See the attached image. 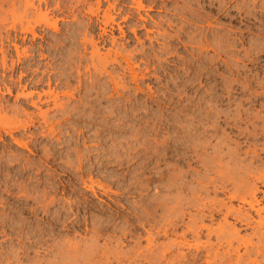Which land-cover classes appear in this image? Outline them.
<instances>
[{
  "label": "rangeland",
  "instance_id": "obj_1",
  "mask_svg": "<svg viewBox=\"0 0 264 264\" xmlns=\"http://www.w3.org/2000/svg\"><path fill=\"white\" fill-rule=\"evenodd\" d=\"M52 1L51 7H54L56 0ZM62 1L68 10L64 13L56 11L57 15H53L54 19L65 18L59 20L61 31L58 33L47 28L38 30L39 33H44L47 42L53 43L52 48H48L49 45L45 43L48 51L45 53L49 58L37 62L41 66L38 76L54 78L51 89H58L63 102L68 103L71 100L69 104L77 107V112L74 119L59 123L57 120L62 117L63 111L53 108L51 103L49 107L53 110L50 111V116L57 131L56 136L49 134V128L44 123H37V128H32L35 132L34 137L24 136L30 140L32 147L37 143L41 145V149L36 150L33 147L34 153L20 149L25 155L23 163L36 161L44 167L41 172L36 167L29 168L19 178L21 174L17 175L15 169L23 163L18 161L12 162L9 169L0 168V264H149L148 261L151 259L147 260L146 256L154 260L156 253L160 254V259H155L157 261L154 264H169L172 261V264H189L195 255H200L201 259L199 257L197 259L198 264H206L205 244L211 241L213 248L219 245L214 228L226 221L221 213L215 214L212 218L205 210L207 217L204 216V226L212 228L214 226L213 229L210 227L214 231L209 237L207 228L204 227V231L203 229L200 231L196 227L202 226L203 223L202 218L198 219L200 213L193 206L199 202L200 196L205 195L218 200L223 199L227 205L233 204L236 207L242 205L239 199L231 200L232 203L227 198V190L222 191L221 188V191L214 190V185L210 184V181L211 178L212 180L219 178L220 171L215 172L216 169L227 172L229 167L232 168L229 172L235 170V173L231 174H235V182L239 181L240 176L244 177L242 175H245L243 173L245 170L237 169L250 165L251 161L254 162L251 159L258 153L259 161L256 160L254 165L255 168L264 171V0H115L117 7L111 10L115 15V21L109 23L107 27L109 35H104V38H99L101 27L104 26V13L109 3L112 4L114 0H102L99 11L97 0H87V3L81 0ZM137 1H142L146 8H138ZM7 3L12 4V0H7L3 4L8 13H2L5 20L0 29L6 35L8 28L17 26L20 35L19 16L13 13L12 5ZM22 3V0H16L17 7L14 5V9H19ZM90 6L98 12L89 13ZM217 9L218 14H214ZM200 13L205 15L204 18ZM140 15L146 20L141 19ZM125 16H129L127 20H123ZM196 17L202 18L201 21ZM86 25L93 27L95 31L94 37L99 42V52L103 56L108 54L107 70L122 83L123 88H119L120 94L113 92V84L107 73L100 76L93 67L90 71L88 69L90 65L92 66L91 51L94 52L97 48H92L89 42L85 51L81 45L83 35L78 36L79 40L77 34L74 35L79 29L84 30ZM216 29L219 33L215 31ZM212 31L219 35L220 44L214 46L216 49L213 46L200 49V46L205 44L206 34L208 40L212 42L214 36ZM113 37L116 39L114 45L111 42ZM89 38L91 37L88 36ZM58 39L57 46L55 40ZM19 42L22 44V40ZM173 44L177 46L173 47ZM115 52H120L124 59L118 57V63L114 61L112 57H115ZM209 55L212 57L215 55L214 61L220 59L218 62L212 61L211 64L208 62L212 59ZM37 58L40 59V56L37 55ZM27 63H32V67L37 68L33 62ZM213 64L219 67H213ZM76 67L81 68L84 85H90L91 80L99 79L104 84L107 83L104 91L103 88L96 87L95 91H100V95L94 91L93 99L87 104L79 101L80 96L84 95L85 88H82L81 93L77 92L76 98L69 101L63 95L66 91L78 88L79 75ZM212 72L219 75L216 77ZM133 73L136 74L135 79ZM18 75L19 73L15 74L16 77ZM29 78L31 75L25 77ZM66 82L68 84H65ZM44 86L40 85L38 88L34 86L29 90L43 92V88L48 89L47 85ZM4 96L3 98L0 94V98L9 103L8 106L11 104L10 106L20 107V104H24L21 102L23 99H15L16 94ZM110 96L112 97L109 98ZM23 107L34 113L38 112L33 106L24 104ZM47 107L43 105V109ZM86 116H91L92 120L87 121ZM42 132L46 135H42ZM2 134L3 139L12 144L11 136ZM15 134L17 136L21 133ZM52 143L56 148L48 149L45 153L43 146L51 149ZM78 145L81 146L79 154L83 155V167L81 170H73L67 163L69 160L77 162ZM13 152L15 149L10 148L0 155L8 156L14 154ZM202 152L206 154L205 157ZM218 152L221 154L222 163L216 166L221 168L216 166L213 170L205 168L208 160H212ZM230 153L238 154L239 158L232 161L228 156L232 155ZM46 154L51 156L50 159L46 158ZM222 166H227V169L224 170L225 167L222 169ZM176 170L181 174L178 181L183 180L188 187L178 182L177 185L181 186L178 189L173 188L172 173ZM17 178L19 181L25 179L27 187L20 190L21 187L14 188L13 184ZM205 178L206 180L209 178V182L204 180ZM246 178L247 176L244 177L245 181ZM84 179L90 185L93 181L96 193L85 187ZM247 180L253 183L252 177ZM61 181L64 184H61ZM206 182L209 183L208 188ZM200 183L204 185L201 186ZM256 183L263 191V182ZM226 184L228 190L234 189L232 183ZM58 185L60 188L55 195L54 191ZM200 186L205 193L201 191ZM205 186L208 192L206 188L204 189ZM26 189L28 190L25 191ZM37 189L41 192L45 189L49 191L48 193L44 191L48 200L53 195L56 197L57 203L51 206L49 217L44 215L42 218L43 212L35 215L30 212L16 215L11 213L8 204L14 201L18 203L20 201L18 199L24 198L26 192L28 195L32 193L36 196ZM179 189L181 193L178 192ZM176 192L181 198L187 196V199L184 198V201H187L181 202L184 204V210L180 204L181 212H178L177 204L175 205L172 199ZM195 195L197 200L194 199ZM84 196H89V203L85 204ZM258 196L264 204V194L259 192ZM188 197H192L191 201ZM190 202L196 204L192 205ZM31 204L32 202L29 206H37ZM250 212L258 219L255 211ZM6 215L16 217L19 221L24 220L26 229L21 232L16 227L6 226L3 223ZM192 216L196 218L198 216L199 222L193 217L194 221L197 220L196 230L195 227L188 228L190 221H193ZM234 221L232 217L228 220L230 223ZM237 226L241 229V236L248 239L250 234L253 241L257 242L258 238L252 235L254 233L252 227L243 228L238 222ZM197 229L201 237L197 236ZM192 230L195 233L191 232ZM261 230H264V227ZM183 231L187 233L186 237L183 236ZM205 234L210 239L207 240ZM174 240L178 241L177 245ZM198 243V251L205 245L200 252L195 249L197 248L195 244ZM148 244H152L153 247ZM188 244L192 246L188 247ZM159 247L163 248V252L168 248L165 257H162V252H158L161 251ZM218 248L224 250L221 246ZM152 250L155 253L152 254L154 257L151 255ZM240 251H244L243 245ZM184 253L188 258L181 256ZM258 259L261 260V256H258Z\"/></svg>",
  "mask_w": 264,
  "mask_h": 264
},
{
  "label": "bare ground",
  "instance_id": "obj_2",
  "mask_svg": "<svg viewBox=\"0 0 264 264\" xmlns=\"http://www.w3.org/2000/svg\"><path fill=\"white\" fill-rule=\"evenodd\" d=\"M82 2H85L87 3V0H81ZM79 1V2H81ZM5 2H7V0H0V25L2 26V23L3 21L5 20L4 16L5 15H2V13L6 14L8 13V9L6 10L4 7H3V4H5ZM22 4L21 6H23L21 8V6H19L20 4H18V6L20 7L19 9H14V5L16 3V0H12V4L11 3H7V4H11L12 5V11L14 14H17L19 16V24H20V31H21V34L19 35L18 34V29H17V26H12L10 28L7 29L6 31V35L3 34V31L0 29V94L3 95V98L5 97L4 95L5 94H9V95H13V94H16V97L15 99L17 100H20V99H23L21 102H23L26 105H30L37 108L38 112L37 113H34L32 111H29L27 110L26 108H24V104H20V107L19 106H8V104L5 101V99H1L0 98V153H5V151H7L8 149L10 148H14L15 149V152H13L14 154H11V155H0V168H3V170H6V169H9L12 165V162H15V161H18V163L20 162L21 164L23 163V160H24V156L22 154V152L20 151V149H27L29 150L30 153H34V150H33V147L36 148V150H40L41 149V145L35 143L33 144V147L30 143V140L27 138H25L24 136H30V138L34 137V134L35 132L32 130V128H37V123L41 124V123H44L47 125V127L49 128V134L53 137L56 136L57 134V131L56 129L54 128V126L52 125V120H51V116H50V111L53 110L50 106L51 103H53V108L55 109H61L63 112V115L60 119L57 120V122L61 123L63 121H66V120H69V119H74L75 118V113L77 112V107H72L70 106L69 102L71 101L70 99H73V98H76V94L77 92L78 93H81L82 91V88H85V91H84V95L83 96H80L79 98V101L80 102H83L85 104H87L88 102H91V100L93 99L92 98V94L94 93L96 87H100L101 89L103 88L102 91H104V87L106 86V84H104V82H102L100 79L97 80L98 81H93L91 80V83L90 85L87 84V85H84L83 84V81H82V76H81V68L80 67H76L77 68V72H78V75H79V80H78V88L76 90V88H74V90H70V91H66L63 93L64 96H66L65 98L67 99V101H69L68 103L66 101H62V99L60 98V93L57 91V90H52L51 87H52V82H53V79L51 76L48 77L47 79L44 77H41V76H38V72H39V69H40V64H37V62L39 60H44V59H47L49 58V56H47L48 54L45 53L46 51V47H45V43L48 41H46V37L44 35V33H39V29H43V28H47V29H52L53 31L55 32H58L61 31L60 30V27H59V20H63L65 18L61 17V18H53L54 16L53 15H57L56 11L59 12V13H64L65 10H68L67 8V5L64 6L63 4V1L62 0H56L54 2V7H51L52 3L53 2L52 0H22ZM138 2V1H137ZM20 3V2H18ZM97 9L99 11V9L101 8V4H102V0H97ZM10 5V6H11ZM70 5V4H69ZM138 8H146L145 5L142 3V1H139L138 2ZM211 5V4H210ZM209 5V6H210ZM17 7V5H15ZM73 6V5H72ZM117 7V2H115V0L113 1V3H109L108 5V8L106 10V12L104 13V17H105V21L103 22L104 23V26L101 27V30L102 32L100 33V36L99 38H104V35H109L108 34V25L110 22H114L115 21V15L112 14L111 10L112 9H116ZM211 7V6H210ZM213 7V6H212ZM149 9H151V6L148 7ZM147 8V9H148ZM10 9V8H9ZM215 9V8H213ZM89 13H92V14H95L97 13L94 8L92 6L89 7ZM209 11V10H208ZM207 11V12H208ZM192 12V11H191ZM218 9L217 11L215 10L213 13L214 14H218ZM11 13V12H10ZM202 13V12H201ZM200 13V14H201ZM205 13V12H204ZM210 13V12H209ZM198 14V13H197ZM194 15V14H193ZM202 15V14H201ZM200 16V15H198ZM204 18L205 15H202ZM76 17V16H75ZM129 16H125L123 17V20H127ZM201 17V16H200ZM217 17V16H216ZM215 17V18H216ZM140 18L141 19H145V17H143L142 15H140ZM198 18V17H196ZM200 18V19H202ZM212 18V17H211ZM214 18V17H213ZM199 19V18H198ZM199 19V20H200ZM206 19V17H205ZM210 19V18H209ZM204 20V19H203ZM208 20V19H207ZM214 20V19H212ZM201 21V20H200ZM206 21V20H205ZM209 21V20H208ZM207 22V21H206ZM211 23V22H210ZM117 25L119 26V24L117 23ZM4 28V27H3ZM121 28V27H120ZM14 30V32H13ZM214 30V29H213ZM153 31V30H152ZM215 31H218L217 29ZM45 32V31H44ZM73 32V31H72ZM75 32V31H74ZM213 32V31H212ZM46 33V32H45ZM214 33V32H213ZM219 33V31H218ZM70 34V33H69ZM74 34V33H73ZM77 34V36H76ZM179 34V33H178ZM178 34H176V36L178 37ZM206 34V33H205ZM221 34V33H220ZM31 35V36H30ZM72 35V34H70ZM77 39H78V36L81 37L80 35H83L82 37V43L81 45L84 46L83 49H88L86 47V44H88L90 42V44L92 45V48L95 47L97 48V50L93 52V50L91 51L92 52V62H90V64L92 63V66L90 65L88 67L89 71H90V68L93 67L95 69V71L97 70L98 73L101 75H104L105 73L108 74V76H110V81H112V84H113V92L114 93H117V94H120L119 92V88L122 87V83H120V81L118 79H116L114 76H112L108 70H107V55L106 54L105 56H103L100 52H99V45H98V41L96 40V38L94 37L95 35V31L93 30V27L89 26V25H86L85 26V29L81 31V29L77 30L76 33L74 34ZM161 35V34H160ZM166 35V34H165ZM202 35V34H201ZM204 35V34H203ZM212 34H210L211 36ZM69 36V35H68ZM88 36H90L91 38L88 39ZM164 36V35H163ZM219 35H217V33H214V36H213V40L212 42L208 40L207 38V34L204 36L205 40H204V45H201L200 46V49H202V47H207L209 48L208 46H213V48L217 47L218 46V43L220 42L219 40ZM222 36V35H220ZM74 37V36H73ZM110 37V36H109ZM69 38V37H68ZM75 38V37H74ZM173 38V37H172ZM179 38V37H178ZM221 38V37H220ZM224 38V37H223ZM40 39L41 41L38 42ZM71 40V38H69ZM222 39V38H221ZM19 40H22V44L19 42ZM79 40V39H78ZM115 38L113 37L111 39V42H113L112 44L114 45L115 43ZM225 40V39H224ZM228 40V39H227ZM57 41V46L59 45V39L58 40H55ZM54 41V43H55ZM75 41V40H73ZM72 41V42H73ZM106 43H107V39H105ZM104 41V42H105ZM219 41V42H218ZM51 42V41H50ZM200 42V41H199ZM203 42V40H202ZM222 42V40H221ZM226 42V41H225ZM27 43V44H26ZM52 43V42H51ZM49 42H47V44L49 45L48 48H52L53 47V43L51 44ZM61 43V42H60ZM171 43V42H170ZM228 43V42H227ZM26 44V45H25ZM56 44V43H55ZM54 44V45H55ZM80 44V43H79ZM201 44V43H200ZM220 44V43H219ZM169 45V44H168ZM199 45V44H198ZM217 45V46H216ZM56 46V47H57ZM61 46V44H60ZM173 47L174 46H177L176 45H172ZM171 46V47H172ZM215 46V47H214ZM221 45H219L220 47ZM47 48V50H49ZM58 48V47H57ZM94 48V49H95ZM211 48V47H210ZM222 48V46H221ZM216 49V48H215ZM214 49V51H215ZM54 50V49H51V51ZM211 50V49H210ZM259 50V49H258ZM262 50V49H261ZM264 50V49H263ZM60 51V50H59ZM64 51V50H63ZM84 51V52H85ZM217 51V50H216ZM215 51V52H216ZM222 51V49H221ZM260 51V50H259ZM13 52H15V55H13ZM37 52H39L37 54ZM48 52V51H46ZM58 52V51H57ZM108 52V51H107ZM111 52V51H110ZM219 52V51H218ZM112 53V52H111ZM221 53V52H220ZM72 54V53H71ZM70 54V55H71ZM84 54V53H83ZM218 54V53H217ZM37 55L40 56V59L37 58ZM219 55V54H218ZM218 55L216 56V59L218 58ZM16 56V57H15ZM82 55H80L81 57ZM110 56V55H109ZM210 56V55H209ZM215 56V55H214ZM213 56V57H214ZM111 57V56H110ZM118 57H122L123 58V55L120 53V52H115V57H112L114 58V61H118L117 58ZM212 57V56H210ZM209 57V58H210ZM211 59V61L209 60L208 62H210L212 64V61H214V59ZM220 57V55H219ZM52 58V57H51ZM53 58L55 59V57L53 56ZM83 58V57H81ZM208 57H206L207 59ZM208 58V59H209ZM57 59V58H56ZM70 59H72L70 57ZM124 59V58H123ZM220 59V58H218ZM218 59L215 60L218 62ZM126 60V58H125ZM128 60V59H127ZM27 61H30V62H33V64H36L37 65V68H35L34 66L32 67V63H27ZM129 61V60H128ZM214 61V62H215ZM48 62V61H47ZM51 62V61H50ZM73 62V59L72 61ZM213 62V63H214ZM216 62L215 65H217L218 63ZM118 63V62H117ZM129 63V62H127ZM207 63V62H206ZM205 63V64H206ZM50 64V63H49ZM89 64V63H88ZM88 64L86 66H88ZM208 64V63H207ZM206 64V65H207ZM210 66V64H208ZM214 64H213V67H216ZM204 66V65H203ZM208 66V67H209ZM49 67V65L47 66ZM46 67V68H47ZM51 67V65H50ZM219 67V65L217 66ZM216 67V68H217ZM45 68V69H46ZM53 68V67H52ZM72 68V67H71ZM207 68V66L205 67ZM55 68H53L54 70ZM87 69V67H86ZM87 69V70H88ZM215 70V68H213ZM219 69V68H218ZM48 70V69H47ZM51 72V69H49ZM133 70V68H132ZM213 70V71H214ZM42 70H40L41 72ZM46 71V70H45ZM134 71V70H133ZM131 71V72H133ZM211 71V70H210ZM43 74H46L44 73V71H42ZM48 72V71H47ZM216 72V71H215ZM218 72V70H217ZM16 73H19V75L16 77L15 74ZM52 73V72H51ZM88 73V71L86 72ZM207 73H209L207 71ZM214 73V72H212ZM42 74V75H43ZM97 74V73H96ZM106 74V75H107ZM215 74V73H214ZM213 74V75H214ZM31 75V78L29 79H25V77H28ZM50 75V74H49ZM52 75V74H51ZM90 75V74H89ZM98 75V74H97ZM212 75V77L216 76V75H219V73L215 74L214 76ZM136 74L134 75L133 73V77L134 79L136 78L135 77ZM205 76V75H204ZM208 76V75H207ZM89 77V76H87ZM217 77V76H216ZM61 79V77H58ZM92 78V77H91ZM59 79V80H60ZM109 79V78H108ZM208 79V78H207ZM58 80V79H57ZM70 82V81H69ZM106 82V81H105ZM215 82V81H214ZM57 83V81H56ZM60 83V82H59ZM63 83V81H62ZM216 83V82H215ZM55 84V82H54ZM65 84H68L67 82ZM42 85H47L48 86V89L47 90H44L45 88H43V92H40L38 90H29L31 87L33 88L34 86H36L37 88ZM61 85V84H58V86ZM57 86V87H58ZM68 86V85H67ZM45 87V86H44ZM18 89V92L15 93V89ZM36 88V89H37ZM42 89V88H41ZM55 89V88H54ZM246 89V88H245ZM40 90V89H39ZM244 91V90H243ZM60 92H63V91H60ZM98 95H100V91H95ZM255 92V91H254ZM258 93V92H257ZM253 94V93H252ZM262 94V93H261ZM35 95L37 97H35ZM112 95V94H111ZM256 95V94H255ZM259 95V94H257ZM113 96V95H112ZM112 96H110L109 98H111ZM63 97V96H62ZM262 97V96H261ZM96 98H99V97H96ZM95 98V99H96ZM106 98V97H105ZM61 99V100H60ZM214 99V98H213ZM217 98H215L216 100ZM60 100V101H59ZM65 100V99H64ZM220 100V99H219ZM256 100V98L254 99ZM59 101V102H58ZM101 101V100H100ZM221 101V100H220ZM220 101H217V102H220ZM9 102V100H8ZM20 102V101H19ZM66 102V103H65ZM16 105V103L14 104ZM23 105V106H21ZM43 105L45 106H48L46 109H43ZM29 107V106H27ZM36 112V111H35ZM20 116H23L20 117ZM81 118V115L79 116ZM105 119H107V116L105 115L104 116ZM86 120L87 121H91L92 120V117L91 116H86ZM31 133L30 135H28L27 133ZM2 133H5V134H9L11 136V142L12 144L8 143L6 141V139H3V134ZM15 133H21L20 135H17L15 136L16 134ZM43 133V132H42ZM42 135H46L45 133H43ZM48 135V134H47ZM50 136V137H51ZM44 137V136H43ZM59 140V137L57 138ZM84 145H86V143L84 142ZM239 145V144H238ZM51 149L48 148L47 146H43L44 149H45V153H47V150H54L56 148V146L52 143L51 145ZM16 147V148H15ZM55 147V148H54ZM216 147V146H215ZM187 148V147H186ZM188 149V148H187ZM204 149V148H203ZM76 150L78 151V157H77V162L73 161V160H69L68 161V166L71 167V169H76V170H81L82 167H83V155H80V151H81V146L78 145ZM236 151V150H235ZM221 152V151H220ZM232 152V150H231ZM237 152V151H236ZM255 152V151H254ZM52 153V152H51ZM50 154V152H49ZM49 154H46V158H49ZM55 154V152H54ZM201 154V153H200ZM203 154V152H202ZM201 154V155H202ZM232 154V153H230ZM236 154V153H235ZM234 154V155H235ZM204 155V154H203ZM202 155V156H203ZM206 155V154H205ZM204 155V157H205ZM220 155V156H219ZM233 155V154H232ZM228 155L230 157V159L233 161L235 160L237 157L239 158L238 154H236L237 156L234 157V155ZM56 156V154H55ZM202 156L201 159H202ZM51 157V156H50ZM260 156H258V153L253 156L254 159H251L253 160L254 162L251 161V164L248 165L246 167H240L238 168L237 170H240V169H244L245 171L243 173H245V175L247 176V178L250 179V177L253 178V183L251 184L249 180H247L246 178V182L244 177H246L245 175H242L244 176L243 178L240 176L239 178V181L237 180L235 182V178H234V175L235 174H231L233 173L234 171L232 170V172L230 173L229 169H232V168H226L227 166H222V169H224L223 167H225L224 170H228L227 172H222L221 169L217 170L216 168V171L215 172H219L220 176L219 178L215 179V180H212L211 178V181H210V184H213L214 186V190L217 191V190H220V188L223 190H227L226 194H227V198L231 201V200H237L239 199L238 201H240V203L242 205H240L239 207H236V206H233V202L231 203L232 205H227L225 203V201L222 200H218L217 198H211L210 195L209 196H200V193L197 194V196L199 197L196 198V195L193 197L194 199H198L199 202L196 203L194 202H190L191 204L193 203L194 205L196 204V206H193L196 208V210L200 213H198L200 216V218H197L198 219H201L202 218V224H199V225H202V226H196L197 225V218L192 216V219L194 217V219L196 218L197 220L193 221L191 220V224L188 225V228L189 229H193L195 226L200 229V231H204L205 228H207L206 230H208L207 233L208 236L213 234V231L211 230V228L208 226H204V222H203V219H204V216H206L205 214V210H207L209 213H210V217H214L215 214L217 213H221L224 220L226 222L225 225H218L214 228L215 229V237H216V241H218V246L216 248H213L212 244L210 243V246L209 247V243L205 244L206 247H205V251L207 252L206 254V264H264V230H261L263 227H264V204H262V200L259 198L258 196V193L259 192H262L264 194V190L262 191L260 189L259 186H257V181L258 182H263L264 184V171L263 169L259 170L257 168H255V161L259 159ZM213 159L212 160H208V163H206V160H205V163L207 165H205V168L207 167L208 168H211V170H213V168L216 166V165H221L222 163V157H221V154H219V152L214 155V157H212ZM27 159V158H26ZM29 159V158H28ZM50 159V158H49ZM224 159V158H223ZM30 160V159H29ZM184 161H186V158L184 159ZM204 162V159L202 160ZM243 161V160H242ZM259 161V160H258ZM237 163V161H235ZM241 162V161H240ZM239 162V164H240ZM75 163V164H74ZM250 163V162H249ZM47 164V163H45ZM204 165V163H202ZM20 165V164H19ZM254 165V166H253ZM14 167V166H13ZM37 168L38 171H42L44 169L43 166H41V164L39 165L38 162L36 161H31V162H28V163H23L22 165L19 166V168H16L15 169V172L18 174H21L19 175L18 177H22L23 176V172H25L26 170H29V168ZM175 169H176V164H175ZM217 168L221 166H216ZM236 167V166H235ZM234 167V168H235ZM206 169V170H207ZM214 169V170H215ZM210 170V169H209ZM208 170V171H209ZM177 171V170H176ZM173 172L172 174L173 175V179H174V184H173V188L175 189H178L179 186L181 185H177L178 184V180H179V176H181L180 173L177 172ZM214 172V171H213ZM239 172V171H238ZM39 173V172H38ZM235 173V172H234ZM73 174V173H72ZM180 174V175H179ZM184 174V173H183ZM209 174V173H208ZM71 176V175H70ZM69 176V177H70ZM185 176V175H184ZM186 177V176H185ZM210 177V176H209ZM19 178L16 179V182L15 184H13L14 188H18V187H21L19 188L22 189V188H25L27 187V182L24 180L22 181H19ZM181 178V177H180ZM183 178V176H182ZM181 178V179H182ZM184 179V178H183ZM197 179V178H196ZM203 179V178H201ZM209 179V178H208ZM208 179L206 180V178L204 180L208 181ZM214 179V178H213ZM72 180V178H71ZM70 180V181H71ZM203 180V181H204ZM92 181V180H91ZM187 181V180H186ZM201 181V180H199ZM85 183V187L88 188L90 191H92L93 193H96L94 187H93V181L91 183V185L88 183H86V180L84 179L83 181ZM205 182V181H204ZM209 182V181H208ZM208 182H206L205 184H207ZM226 182H230L234 185V189L233 190H228V186L226 184ZM42 183V182H41ZM179 183H182L183 185L185 184L182 180V182H179ZM202 183V182H201ZM200 183L201 186L203 185ZM241 183V184H240ZM61 184H64L63 181H61ZM41 185V184H40ZM60 185V184H59ZM57 186V188L55 189V195H57V190L59 191L58 188H60V186ZM68 185V183H67ZM182 185L183 188H185L186 186L188 187V185L185 184V187ZM229 185V184H228ZM201 186H200V189H201ZM207 186V185H206ZM206 186L204 187V189L206 188ZM209 187V183H208V186L207 188ZM55 188V187H54ZM206 188V190H207ZM44 189V188H43ZM53 189V188H52ZM182 189V188H181ZM176 190L178 191L179 193H181L183 191L180 192V190ZM186 189V188H185ZM189 189V188H188ZM203 189V190H204ZM210 189V188H209ZM28 189H26L25 191H27ZM30 190V188H29ZM49 190V189H48ZM62 190V189H61ZM174 190V189H173ZM43 191V190H42ZM46 191V189L44 190ZM41 192L40 190L36 191L37 195L33 196L31 191H30V195L27 194L26 192V195L28 196H24V198L22 197L21 199L17 198L18 200H20L18 203H15L12 202L10 204H8V207L11 209V213H13L14 215L18 214V213H25V212H30L32 215H35V214H40L41 212H43V215H42V218L44 217V215H49L51 213V206L54 205L56 202V197L55 195L51 196V198L48 200L47 199V193L49 191H46L47 193H44ZM53 191V190H52ZM202 191V189H201ZM221 191V190H220ZM21 192V191H20ZM203 193H205L204 191H202ZM201 192V193H202ZM208 192V190H207ZM206 192V193H207ZM84 193V192H83ZM82 193V194H83ZM210 193V192H209ZM25 194V192H24ZM217 194V193H216ZM96 195V194H95ZM202 195V194H201ZM216 196V195H215ZM20 197V196H19ZM172 197V196H171ZM184 198L187 199V196L185 197H182L177 194H174L172 199L174 200V203L175 205L177 206L176 207H173L178 209V212L182 211V208L184 210V204L182 205V203H185V200L184 201ZM189 200L192 199V197H188ZM83 199V198H82ZM80 199V200H82ZM92 199V198H91ZM60 199H58L59 201ZM86 200L85 204L86 203H89L88 200H90L89 196H84V201ZM184 201V202H183ZM191 201V200H190ZM195 201V200H194ZM30 202H32L31 205H34L36 204L37 206L36 207H32V206H29ZM177 202V203H176ZM182 202V203H181ZM189 202V201H188ZM187 202V203H188ZM78 203V202H77ZM82 203V202H81ZM71 204V203H70ZM95 204V203H94ZM182 206H181V205ZM190 204V205H191ZM192 204V205H193ZM92 205V204H90ZM187 205V204H186ZM182 208H181V207ZM189 206V205H188ZM247 206V207H246ZM30 207V208H29ZM187 207V206H186ZM185 207V208H186ZM191 207V206H190ZM64 208V207H63ZM175 209V210H176ZM181 209V210H179ZM251 210L255 211L256 214L258 215V219L254 218V216L252 215V213L250 212ZM38 211V212H37ZM45 211V212H44ZM176 212V211H175ZM174 212V213H175ZM177 212V214H178ZM209 216V215H208ZM49 217V216H48ZM207 217V216H206ZM212 217V218H213ZM232 217L235 221L230 223L228 222L229 218ZM1 220V219H0ZM223 220V221H224ZM21 221V222H20ZM17 220L16 217H10V216H5L3 218V223L6 225V226H13V227H16L18 228L21 232L24 231L27 227L26 225V222L24 220ZM199 222V220H198ZM237 222L240 223L244 228L246 227H252L254 230L252 232H254L252 235L256 236L258 238L257 242L253 241V236L251 237V235L249 234V238L246 239L244 238V236H241L242 234L241 233V229H239V227L237 226ZM2 223V224H3ZM219 223V222H218ZM193 224V225H192ZM206 225V224H205ZM196 227L194 230H196ZM205 227V228H204ZM8 228V227H6ZM187 228V229H188ZM212 228V229H213ZM198 229H197V232L196 234H198L197 236H200L198 232ZM16 230V229H15ZM17 230V231H19ZM194 230H192L191 232H193ZM205 230V231H206ZM167 231V230H166ZM187 231V230H185ZM183 231V236L186 237L187 233L185 234ZM168 232V231H167ZM190 232V231H188ZM195 233V232H193ZM203 233V232H202ZM167 234V233H166ZM195 234V235H196ZM182 235V234H181ZM182 236V237H183ZM196 236L197 239H199L198 237ZM206 237H208L206 234H205ZM184 237V238H185ZM211 237V236H209ZM207 238L210 239V238ZM214 237V236H213ZM212 237V238H213ZM153 238V237H152ZM150 240V237L148 238ZM201 239V238H200ZM148 240V241H149ZM206 240V241H207ZM154 241V239H152V242ZM175 244L177 245L178 242L177 240H174ZM151 243V241H149ZM183 242V241H181ZM180 242V244H181ZM188 243V242H186ZM237 243V245H236ZM173 244V243H172ZM184 244V242L182 243ZM202 244V243H200ZM148 245H152V244H148ZM185 246L187 244H184ZM190 244H188V247H189ZM199 243L195 246H197V248H195L197 250V252H200L205 245H202L200 248L201 250L198 251V248H199ZM208 245V246H207ZM243 245L244 247V251H240V247ZM149 246V247H150ZM183 246V245H182ZM192 246V244L190 245ZM193 245V247H195ZM222 247L224 248L223 251H221L218 247ZM148 247V248H149ZM153 247V245H152ZM151 247V249H152ZM203 247V248H202ZM209 247V248H208ZM160 248V247H159ZM167 248V247H166ZM150 249V248H149ZM163 248H160L161 251H158V252H162V257H165V255L167 254V251L168 248L165 250L164 249V252L162 251ZM207 249V250H206ZM148 250V249H147ZM155 251V252H157ZM166 251V253H165ZM221 251V252H220ZM154 251L152 250V254H155L153 253ZM105 254V253H104ZM108 254V253H107ZM159 254V253H158ZM158 254L156 253L155 257H154V260L153 258H148V256H146L147 260L148 259H151L148 261L149 264H154L156 263L157 260L160 259V254H159V257H158ZM196 254V253H195ZM91 255V254H89ZM87 255V256H89ZM118 255V254H117ZM123 255V254H122ZM137 255V254H136ZM139 255H141L139 253ZM137 255V256H139ZM197 255H199V253H197ZM118 256H121V255H118ZM124 256V255H123ZM122 256V257H123ZM128 256V255H127ZM136 256V257H137ZM142 256V255H141ZM157 256V258H156ZM179 256V255H178ZM183 258H188L187 255L184 253L181 255ZM200 256V255H199ZM199 256H194L192 258V261L190 262L189 261V264H198L197 263V259ZM204 256V255H203ZM258 256H261V260L258 259ZM91 257V256H90ZM121 257V258H122ZM134 257V256H133ZM125 258V256H124ZM178 258V257H177ZM183 258H180L182 260H185ZM200 258V257H199ZM140 259V258H139ZM155 259H157L155 261ZM175 259V258H173ZM201 259V258H200ZM123 260V258H122ZM130 260V259H129ZM178 260V259H177ZM155 261V262H154ZM171 261V260H170ZM175 261V260H174ZM187 261V260H186ZM88 262V261H87ZM173 262V261H172ZM172 262L169 264H172ZM179 262V261H178ZM181 262V261H180ZM179 262V263H180ZM188 262V261H187ZM121 263V262H120ZM181 264V263H180ZM184 264V263H182ZM188 264V263H187Z\"/></svg>",
  "mask_w": 264,
  "mask_h": 264
}]
</instances>
